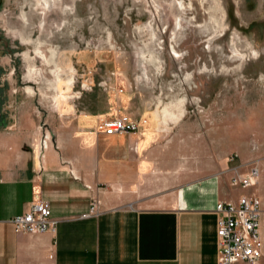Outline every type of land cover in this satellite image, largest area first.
<instances>
[{
  "label": "crops",
  "instance_id": "0c3cea01",
  "mask_svg": "<svg viewBox=\"0 0 264 264\" xmlns=\"http://www.w3.org/2000/svg\"><path fill=\"white\" fill-rule=\"evenodd\" d=\"M31 89L13 88L0 108V264H218L214 206L251 192L231 182L247 173L189 157L157 118L146 135L153 114L135 132L99 131L103 120L131 115L113 92L89 106L71 83ZM38 199L55 230L15 232L8 219Z\"/></svg>",
  "mask_w": 264,
  "mask_h": 264
},
{
  "label": "rangeland",
  "instance_id": "374dc122",
  "mask_svg": "<svg viewBox=\"0 0 264 264\" xmlns=\"http://www.w3.org/2000/svg\"><path fill=\"white\" fill-rule=\"evenodd\" d=\"M216 1L61 0L42 13L32 0H0V108L13 88L54 83L56 70L57 88L71 83L82 105L113 92L136 121L153 114L146 135L157 118L189 157L256 168L264 189V0ZM24 52L41 75L25 76Z\"/></svg>",
  "mask_w": 264,
  "mask_h": 264
},
{
  "label": "built area",
  "instance_id": "2783aa9c",
  "mask_svg": "<svg viewBox=\"0 0 264 264\" xmlns=\"http://www.w3.org/2000/svg\"><path fill=\"white\" fill-rule=\"evenodd\" d=\"M98 130L107 135L131 133L138 130V122L126 114H119L103 120ZM42 146H45V140ZM258 177L259 171L251 168L245 176H232L231 182L253 188ZM214 211L218 213V264H259L264 251L259 196L251 191L235 202L218 201ZM8 221L13 224L15 232L35 235L53 232L57 224V220L50 216L49 203L41 199L31 202L23 213L10 217Z\"/></svg>",
  "mask_w": 264,
  "mask_h": 264
},
{
  "label": "bare ground",
  "instance_id": "6f19581e",
  "mask_svg": "<svg viewBox=\"0 0 264 264\" xmlns=\"http://www.w3.org/2000/svg\"><path fill=\"white\" fill-rule=\"evenodd\" d=\"M214 2L217 5H219V2H217L216 0H214ZM30 4L33 5L35 7V9H40L42 11V13H45L50 8V6H56V7H59L61 9V0H32V3H30ZM13 32L16 35H19L21 37V40L22 41L29 40V38L26 35V32H18V31H13ZM43 40H45V37L44 38H41L40 37L39 38V43L43 42ZM35 52H36V54L38 56L41 55V51H40V49L38 47L35 48ZM24 58L27 61V64H26L27 65V72H26V75L25 76L28 77V78H31L32 75H34V74H40L41 75L40 70H38L35 67V64H34V61L35 60L33 61V59H35V57L32 58V57L29 56L28 53L24 52ZM58 58H59V52L57 51L56 47L51 48V59L54 60V62L56 64L59 62L58 61ZM60 64H62V63H59V65ZM65 67L69 68L68 65H65ZM54 73H55V78H54V81L55 82L54 83H51V84L49 83L48 86L51 85V86L57 87L59 85V78H58L59 77L58 76V73L59 72L57 73L56 70H54ZM28 90H32L31 87H28Z\"/></svg>",
  "mask_w": 264,
  "mask_h": 264
}]
</instances>
